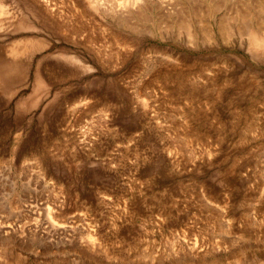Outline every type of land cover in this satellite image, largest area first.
I'll return each mask as SVG.
<instances>
[{"label":"rangeland","instance_id":"obj_1","mask_svg":"<svg viewBox=\"0 0 264 264\" xmlns=\"http://www.w3.org/2000/svg\"><path fill=\"white\" fill-rule=\"evenodd\" d=\"M263 2L0 0V264H264Z\"/></svg>","mask_w":264,"mask_h":264},{"label":"bare ground","instance_id":"obj_2","mask_svg":"<svg viewBox=\"0 0 264 264\" xmlns=\"http://www.w3.org/2000/svg\"><path fill=\"white\" fill-rule=\"evenodd\" d=\"M264 3V2H263ZM262 6H264L263 4H261ZM216 7V6H215ZM260 9V8H259ZM259 9H258V11H259ZM2 10V9H1ZM0 10V11H1ZM264 10V9H263ZM7 12V11H6ZM247 13V12H246ZM3 14H4V12H3ZM209 14V13H208ZM249 13H247V15H248ZM9 15V14H8ZM250 15V14H249ZM257 18H259V17H257ZM217 20V19H216ZM258 20H260V19H258ZM258 20H255V21H257V24L259 23L258 22ZM223 22V21H222ZM250 22V21H249ZM261 23V22H260ZM259 25V24H258ZM262 25H263V23H262ZM249 26V25H248ZM259 27H260V25H259ZM261 27H263V26H261ZM261 27L259 28V29H261ZM253 28V27H252ZM258 28V27H257ZM254 29V28H253ZM255 31V30H254ZM255 32H257V31H255ZM259 32V31H258ZM258 34V33H257ZM258 36V35H257ZM260 40V39H259ZM19 48V47H18ZM24 50V49H23ZM11 52V51H10ZM3 65H4V63H2ZM2 66V65H1ZM5 68V67H4ZM4 70V69H3ZM11 70V69H10ZM13 70V69H12ZM6 72V71H5ZM7 73V72H6Z\"/></svg>","mask_w":264,"mask_h":264}]
</instances>
